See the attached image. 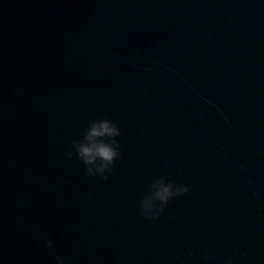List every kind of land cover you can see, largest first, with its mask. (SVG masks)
<instances>
[{"label": "water", "instance_id": "water-1", "mask_svg": "<svg viewBox=\"0 0 264 264\" xmlns=\"http://www.w3.org/2000/svg\"><path fill=\"white\" fill-rule=\"evenodd\" d=\"M58 257L264 264V0H0V264Z\"/></svg>", "mask_w": 264, "mask_h": 264}, {"label": "clouds", "instance_id": "clouds-1", "mask_svg": "<svg viewBox=\"0 0 264 264\" xmlns=\"http://www.w3.org/2000/svg\"><path fill=\"white\" fill-rule=\"evenodd\" d=\"M109 134V135H117L119 134V130L113 126L109 121H103L100 123H97L93 126L88 139L90 141H94V137L97 135H103V134ZM80 154L85 159L86 163H93L97 156H102L105 158L106 163L103 165V167H107L108 164L112 161V159L117 155V152L114 148L108 145H95L93 143L92 146L88 145H81L80 146ZM101 171L103 168L100 169ZM91 171V169H90ZM172 186L170 184L165 185L161 183L159 185V191L156 193V197L162 201H167L168 197L172 195ZM183 190H187L186 188ZM181 191V188H177V192ZM150 206V201L145 203V209H147ZM49 246H52V241H48ZM57 264H64L63 257L57 258Z\"/></svg>", "mask_w": 264, "mask_h": 264}]
</instances>
